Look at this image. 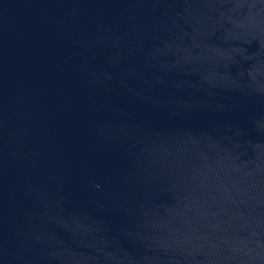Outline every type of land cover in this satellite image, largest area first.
I'll use <instances>...</instances> for the list:
<instances>
[{
    "label": "water",
    "instance_id": "1",
    "mask_svg": "<svg viewBox=\"0 0 264 264\" xmlns=\"http://www.w3.org/2000/svg\"><path fill=\"white\" fill-rule=\"evenodd\" d=\"M0 264H264V0H0Z\"/></svg>",
    "mask_w": 264,
    "mask_h": 264
}]
</instances>
